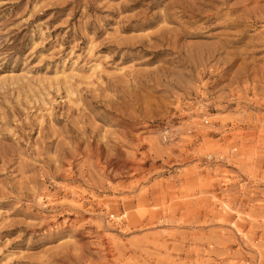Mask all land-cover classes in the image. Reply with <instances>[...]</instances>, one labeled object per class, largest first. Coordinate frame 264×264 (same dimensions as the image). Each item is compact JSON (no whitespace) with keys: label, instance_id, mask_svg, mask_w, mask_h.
Here are the masks:
<instances>
[{"label":"rangeland","instance_id":"obj_1","mask_svg":"<svg viewBox=\"0 0 264 264\" xmlns=\"http://www.w3.org/2000/svg\"><path fill=\"white\" fill-rule=\"evenodd\" d=\"M0 264H264V0H0Z\"/></svg>","mask_w":264,"mask_h":264}]
</instances>
